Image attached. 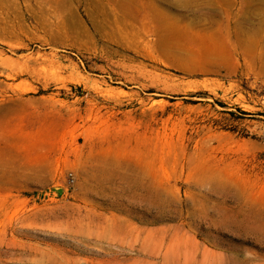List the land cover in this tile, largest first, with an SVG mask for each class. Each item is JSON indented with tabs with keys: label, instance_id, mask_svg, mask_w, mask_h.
<instances>
[{
	"label": "rangeland",
	"instance_id": "1",
	"mask_svg": "<svg viewBox=\"0 0 264 264\" xmlns=\"http://www.w3.org/2000/svg\"><path fill=\"white\" fill-rule=\"evenodd\" d=\"M0 264H264V0H0Z\"/></svg>",
	"mask_w": 264,
	"mask_h": 264
},
{
	"label": "built area",
	"instance_id": "2",
	"mask_svg": "<svg viewBox=\"0 0 264 264\" xmlns=\"http://www.w3.org/2000/svg\"><path fill=\"white\" fill-rule=\"evenodd\" d=\"M68 182L69 184H72L74 182V176L71 172L67 174Z\"/></svg>",
	"mask_w": 264,
	"mask_h": 264
}]
</instances>
